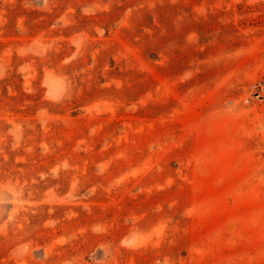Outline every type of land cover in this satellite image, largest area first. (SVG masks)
Segmentation results:
<instances>
[{
  "label": "rangeland",
  "instance_id": "374dc122",
  "mask_svg": "<svg viewBox=\"0 0 264 264\" xmlns=\"http://www.w3.org/2000/svg\"><path fill=\"white\" fill-rule=\"evenodd\" d=\"M0 264H264V0H0Z\"/></svg>",
  "mask_w": 264,
  "mask_h": 264
}]
</instances>
